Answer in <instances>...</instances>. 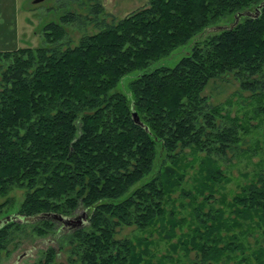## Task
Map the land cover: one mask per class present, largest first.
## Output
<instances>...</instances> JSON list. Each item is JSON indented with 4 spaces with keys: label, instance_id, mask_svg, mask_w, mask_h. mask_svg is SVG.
I'll return each mask as SVG.
<instances>
[{
    "label": "trees",
    "instance_id": "trees-1",
    "mask_svg": "<svg viewBox=\"0 0 264 264\" xmlns=\"http://www.w3.org/2000/svg\"><path fill=\"white\" fill-rule=\"evenodd\" d=\"M262 1L146 0L108 21L92 2L86 13L68 8L47 21L39 45L0 49V197L25 189L17 215L3 214L7 201H0V256L17 235L55 233L62 222L52 213L81 207L85 223L61 229L57 247L27 264H138L134 244L118 231L165 216L180 154L225 156L237 144L235 127L217 119L220 109L201 90L224 74L242 89L263 87L264 4L256 16L235 17ZM88 23L96 29L73 43L66 26ZM205 29L211 32L198 38ZM189 44L173 65L158 63ZM231 204L239 205L236 215L264 221V169ZM219 212L193 208L205 229L195 225L189 241L204 264L235 247L215 231ZM251 255L264 264V244Z\"/></svg>",
    "mask_w": 264,
    "mask_h": 264
},
{
    "label": "rangeland",
    "instance_id": "rangeland-1",
    "mask_svg": "<svg viewBox=\"0 0 264 264\" xmlns=\"http://www.w3.org/2000/svg\"><path fill=\"white\" fill-rule=\"evenodd\" d=\"M92 2L100 3L105 12L104 19L108 21L136 9L146 0H0V49L39 45L41 27L47 21H56L68 8L86 13V4ZM230 20L226 18L220 20V23ZM94 29L96 27L91 23L87 24L85 30L76 25H67L66 33L75 43L82 32ZM210 32L205 29L198 38ZM189 47L190 44L178 48L171 56L162 58L158 63L173 65ZM257 90L252 92L242 89L231 74L212 77L205 83L201 94L220 109L222 116H218V120L225 124L231 122L235 127L237 144L227 150L225 156L206 155L202 150L190 148L180 154L175 173L170 174L173 182H177L173 183L165 204V216L172 210L174 221L167 222V218L163 216L156 219L152 226L140 228L126 225L118 231L119 236L126 235L134 244L132 253L137 256L138 264H204L198 259L197 247H192L189 241L195 225L199 224L193 213L195 206H200L204 211L219 208L220 212L216 214L219 228L216 220L213 222L217 227L215 231L218 236L229 238L235 243L231 252L220 254L218 260H211L210 263L253 264L252 250L264 244V221L258 215H236L233 206L235 208L239 205L231 203L234 195L240 194L256 174L264 169V85L259 90L260 93ZM207 173H221L222 177L213 181ZM24 192V188L13 186L5 196L0 197V201H7L2 213L17 215ZM81 213L80 207L71 216ZM206 223H211V220ZM197 227L202 231L205 229L200 224ZM65 228L59 226L55 233L46 235L15 236L8 244V252L1 253L0 264H27L36 261L47 246L57 247L56 235ZM232 234L235 236L231 238ZM224 239L218 244H225ZM57 252V258L65 261L66 253L61 250Z\"/></svg>",
    "mask_w": 264,
    "mask_h": 264
},
{
    "label": "water",
    "instance_id": "water-1",
    "mask_svg": "<svg viewBox=\"0 0 264 264\" xmlns=\"http://www.w3.org/2000/svg\"><path fill=\"white\" fill-rule=\"evenodd\" d=\"M262 4H264V1L258 4L256 11H249V10L241 11L235 16L236 19L239 17V15H245V14L256 16L258 14V7ZM132 118L135 122L139 123L138 116L135 112H132ZM51 215L57 218L58 220H60L62 222V226L64 227H77V226L84 224L85 221L87 220V214L85 211H82V213L77 216H71V215L68 216V215H62L58 213H52Z\"/></svg>",
    "mask_w": 264,
    "mask_h": 264
}]
</instances>
